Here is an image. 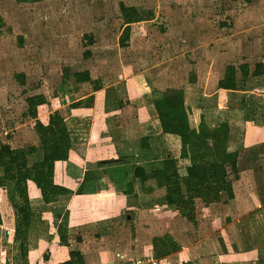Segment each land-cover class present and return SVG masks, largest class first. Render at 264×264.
I'll return each mask as SVG.
<instances>
[{
  "label": "crops",
  "instance_id": "obj_1",
  "mask_svg": "<svg viewBox=\"0 0 264 264\" xmlns=\"http://www.w3.org/2000/svg\"><path fill=\"white\" fill-rule=\"evenodd\" d=\"M144 1L151 2L154 9L144 15L135 6L142 20L130 26L134 24L143 33L158 24L162 34L176 32L180 40L184 35V47L197 49L199 54L197 63L202 67L200 74L205 80L200 97L215 95L218 107L246 116L245 145L256 148L259 165L240 170L236 179L231 176L234 197L230 199L226 193H221L214 203L236 204L235 213L245 221L249 235L253 239L262 235L264 238V0L249 3L243 0ZM160 15L168 18L166 25L161 24ZM210 48H216L218 54H212ZM258 63L263 64V73L253 75ZM244 64L249 67L247 76L240 72ZM230 65L236 67V78L242 85L237 89L220 88L218 82ZM85 70L93 81L91 70ZM139 78L142 82L137 81ZM211 78L216 81L208 82ZM153 79L152 69H149L133 76L124 73L114 84L101 86L98 82L94 87V82H74L76 94L71 101L48 110L47 115L54 111L61 114L71 138L68 159L55 163L53 181L72 193L68 198L58 195L57 201L46 203L40 189L28 181L32 211L27 233L28 264H58L67 261L72 250L81 252L85 264H119L133 256L135 247L145 254L147 250L156 252L162 244H165L164 257L173 256L178 260L179 256H184L178 264H196V259H200L177 241L185 232L192 233V229L178 214L176 206L164 202L165 189L159 171L163 168L166 150L154 141L162 138V129L154 107V99L158 97ZM69 83H73L72 79L64 85ZM118 85L122 86L121 93L117 91ZM122 95L125 96L123 103ZM167 95L164 92L161 97ZM116 97L119 101L114 99ZM66 101L68 99L63 100ZM76 103L80 104L75 106ZM35 135L33 132L31 138L34 139L29 144L12 146L11 142H6L14 148L36 147V151L28 155L29 166L43 158ZM144 137L150 139V148L141 146ZM136 167L144 170L142 182L134 178ZM131 183L136 195L127 197ZM10 195H14L13 182L0 187V243L8 238L12 251H17ZM178 218L182 219L184 228L178 224ZM168 241H173L176 250L166 252ZM215 249L216 252L219 249L218 257L229 255L227 248L226 251ZM261 251L263 253L264 248ZM239 252L241 257L250 259L249 264L252 261L253 264L263 263L255 255L247 257L253 253L251 247ZM204 260L208 264L212 262L208 257Z\"/></svg>",
  "mask_w": 264,
  "mask_h": 264
},
{
  "label": "rangeland",
  "instance_id": "obj_2",
  "mask_svg": "<svg viewBox=\"0 0 264 264\" xmlns=\"http://www.w3.org/2000/svg\"><path fill=\"white\" fill-rule=\"evenodd\" d=\"M120 3L137 6L144 15L154 9L151 2L144 0H41L32 3L0 0V18L4 22L0 31V144L11 142L12 146H19L34 139L31 135L35 130L30 123L33 119L24 115L28 96L42 94L49 99L39 108L38 117L44 121L48 110L71 101L76 89L74 80L72 84L64 85V71L68 68L73 70L72 73L89 68L94 87L98 82L101 86L117 83L124 73L133 76L152 69L156 97H161L164 92L171 95L182 90L187 97H192L194 89L191 85L197 92H202L205 80L200 74L202 67L197 63L196 55L199 54L197 49L184 47V35L180 40L176 32L162 34L158 24L142 33L133 24L130 26L131 41L129 38L125 46L120 45L121 31L126 25ZM160 17L161 24L166 25L168 18ZM209 51L218 54L216 48ZM87 52L90 53L88 57ZM20 76L24 77V84ZM192 77L195 78L193 84L189 81ZM137 81L142 82V78ZM210 81L216 80L211 78ZM116 88L119 93L123 91L120 85ZM205 96L215 98V95ZM124 97L120 96L121 103ZM64 99L68 101L63 102ZM114 99L119 101L117 97ZM35 138L37 140L36 135ZM167 152L174 153L170 148ZM180 173L184 174V169H180ZM195 201V221L189 222L185 218L192 233L185 232L177 241L181 246L189 247L191 254L200 257L196 264H208L204 260L207 257L211 258V264H249L250 259L237 253L248 247L253 253L247 257L255 255L263 262L260 264H264L263 235L254 236V239L249 235L245 221L235 213L236 204ZM180 219L178 224L184 228ZM225 246L229 255L218 257L219 249L216 252L215 247L226 251ZM164 248L165 244H162L156 252L147 250L142 254L135 247L133 256L119 264L136 258L151 260L148 264H178L184 259V256H179L178 260L173 256L164 257ZM0 264H22L19 247L12 251L8 238L0 243Z\"/></svg>",
  "mask_w": 264,
  "mask_h": 264
},
{
  "label": "trees",
  "instance_id": "obj_3",
  "mask_svg": "<svg viewBox=\"0 0 264 264\" xmlns=\"http://www.w3.org/2000/svg\"><path fill=\"white\" fill-rule=\"evenodd\" d=\"M14 1L32 3L41 0ZM119 7L126 24L121 31L119 42L121 46H125L130 35V23L138 22L142 18L135 7H128L123 3H120ZM3 26L4 22L0 18V31ZM19 39L21 40V37ZM86 55L88 57L90 53L87 52ZM64 72V81L72 79L77 83L92 82L88 70L72 73L68 68ZM240 72L247 76L248 65H241ZM262 73L263 64H255L252 74ZM20 78L24 84V77ZM189 81L195 83V78L192 77ZM218 85L224 89H237L242 85V81L238 82L236 78L235 66L226 67L224 77ZM191 86L194 89L192 97H187L182 90L154 99V107L162 129V138L154 141L158 147L161 143L166 151L170 148L174 152H167L163 156V168L159 171L165 189L164 202L176 206L182 217L194 222L195 200L201 199L207 204L216 202L220 199L221 193H226L230 199L233 198L231 176L236 179L241 169L258 166L259 155L255 147L244 146L246 116L237 114L232 109L218 107L215 98H201L199 90L197 92L196 87ZM26 102L27 109L24 115L33 119L31 124L43 150L42 160L28 165V155L36 151L33 145L14 148L9 143L0 144V187L7 186L10 182L14 183V195H10V200L15 214L14 240L19 245L22 264H28L27 233L32 216L28 181L34 182L40 189L46 203L57 201L58 195H66L64 198H68L67 195L72 193L53 181L55 163L67 160L71 147V138L63 117L58 111H54L46 116L45 121L38 118V108L48 102L42 94L28 96ZM141 146L150 148V139L141 138ZM180 169H184L185 173L181 174ZM134 178L144 181V170L136 167ZM131 194L136 195L132 183L128 186L126 196ZM1 222L0 217V224ZM167 248L166 252H171L176 250L177 246L173 241H168ZM58 264L85 262L79 250H72L69 252V259Z\"/></svg>",
  "mask_w": 264,
  "mask_h": 264
},
{
  "label": "built area",
  "instance_id": "obj_4",
  "mask_svg": "<svg viewBox=\"0 0 264 264\" xmlns=\"http://www.w3.org/2000/svg\"><path fill=\"white\" fill-rule=\"evenodd\" d=\"M145 258V257H143ZM151 260H140L139 258L133 259L131 261L124 262L123 264H148Z\"/></svg>",
  "mask_w": 264,
  "mask_h": 264
}]
</instances>
